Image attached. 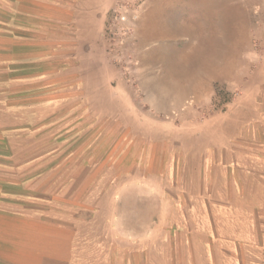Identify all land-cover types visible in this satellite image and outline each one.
Wrapping results in <instances>:
<instances>
[{"label":"rangeland","instance_id":"374dc122","mask_svg":"<svg viewBox=\"0 0 264 264\" xmlns=\"http://www.w3.org/2000/svg\"><path fill=\"white\" fill-rule=\"evenodd\" d=\"M101 8L106 21L96 57L111 86L94 91V82H81L80 96L64 99L61 127L32 130L47 133L46 141L31 149L47 158L22 162L20 170L44 175L32 189L16 185L15 191L26 201L46 196L50 207L71 196L74 175L81 200L90 194L93 200L123 154L142 156L143 168L154 164L163 171L169 152L183 153L170 151L174 144L190 148V138L222 136L232 143L205 155L217 188L220 176L225 188L223 200L219 190L207 198L209 260L264 264V165L256 164L251 173L255 166L248 160L258 141L251 100L264 121V0H106ZM236 169L243 170L240 184ZM236 183H242L240 199L232 192ZM135 194L129 192L120 206L132 227ZM232 231L244 239L221 236ZM84 243L73 264L111 261Z\"/></svg>","mask_w":264,"mask_h":264},{"label":"crops","instance_id":"0c3cea01","mask_svg":"<svg viewBox=\"0 0 264 264\" xmlns=\"http://www.w3.org/2000/svg\"><path fill=\"white\" fill-rule=\"evenodd\" d=\"M103 1L0 0V264H73L87 241L95 255L111 260L107 264H213L207 247V225L212 224L207 198L209 191L219 190L217 198L223 200L225 188L222 176L217 188L205 155L233 140L193 137L186 140L190 148L174 144L170 151L183 153L169 152L162 159L168 164L163 171L154 164L143 168L142 156L123 154L107 171L93 200L91 194L81 200L74 175L71 196L56 199L50 207L46 196L29 195L33 198L26 201L14 189L16 185L32 189L44 175L20 170L22 162L47 158L46 152L31 151L46 141L47 133L32 130L61 127L57 119L64 112V99L79 97L81 82H94V91L111 86L96 57L106 21ZM252 123L258 141L248 160L253 166L264 165V121L254 100ZM215 126L222 130V123ZM240 170L236 169L239 184ZM241 187L242 183L232 186L237 199L243 194ZM132 191L136 193L133 227L120 211ZM238 234L221 236L244 239ZM250 236L255 240L253 226Z\"/></svg>","mask_w":264,"mask_h":264},{"label":"built area","instance_id":"2783aa9c","mask_svg":"<svg viewBox=\"0 0 264 264\" xmlns=\"http://www.w3.org/2000/svg\"><path fill=\"white\" fill-rule=\"evenodd\" d=\"M119 18L120 20H125V15H121Z\"/></svg>","mask_w":264,"mask_h":264}]
</instances>
